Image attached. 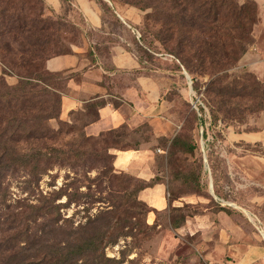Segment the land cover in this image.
<instances>
[{
	"label": "rangeland",
	"instance_id": "rangeland-1",
	"mask_svg": "<svg viewBox=\"0 0 264 264\" xmlns=\"http://www.w3.org/2000/svg\"><path fill=\"white\" fill-rule=\"evenodd\" d=\"M22 1V6L30 10L32 16L56 21L52 14L46 11L40 0ZM114 1L126 5L121 1ZM129 1L138 6L132 8L136 9L141 16V22L136 26L137 36L141 37L142 41L140 57L147 62L145 64L147 69L156 72V76L165 79L166 82V89L157 110L162 109L165 119L173 122L174 131L169 138L158 139L153 138L150 127L142 128L138 134H133L129 130H124L119 134H125L124 142L128 144L142 139L148 140L149 143L154 142L151 149L155 154L158 167L156 177L167 185V199L171 194L172 199L176 200L174 202L184 199L182 200L183 205L189 207V209L172 213V217L178 219L181 215L187 214L192 217L193 214L202 213L204 209H209L213 213L223 212L229 216L235 214L234 221L237 226H244L245 232L254 237L252 238L254 241V235H256L264 244V239L261 236V233H264V182L262 181L261 186L257 184L255 176L257 174L253 171H257L258 167L250 158L253 156L264 158V145L232 142L228 136L231 132H252L263 128L264 111L258 113L250 111L254 107L252 97L233 100L226 108V112L223 108L221 112L217 113V120L213 122L210 108L215 109V105L208 103L212 96L204 93L210 85L209 77L194 75L195 84L192 85L191 74H185L184 71L181 73L172 71L174 64L168 51L178 48V39L175 36L176 39L169 40L171 32H165L167 27L161 12L163 0ZM235 1L239 3L237 0ZM139 7L146 8L140 10ZM65 9L67 13L70 10L67 6ZM45 36L42 33L37 38L44 40ZM251 37L254 43L252 33ZM78 38V29L68 22L67 27L62 29L57 37L59 42H53L48 48H45L49 52L44 54V60L40 63V73L44 72L45 58L54 55L51 52L67 51L69 44H79ZM4 41L6 42V40L0 39V89L2 84L6 87L16 86L17 74H24L22 69L9 66L3 60L6 55L3 53ZM251 46L247 47V51ZM239 62L226 72L222 78V84L231 86L240 80V83L247 85V91H251L255 84L243 77L245 73L249 72L239 68ZM255 78L264 88V84L256 76ZM35 85L38 86L37 90L44 88L41 83ZM60 86L64 87L59 80H54L50 84L51 88ZM245 107H247L246 110ZM35 114L28 113L25 117L31 118V115ZM79 119L80 116L72 117V127L70 125L69 127L59 126L57 120L46 121L45 125L55 132L59 128L62 129V133H65L67 128L78 131L80 127L75 123ZM64 123L66 124V122ZM76 135L77 133H75ZM176 135L194 143L196 150L193 155L183 153L180 148L169 150L170 141ZM74 141V137L62 134L55 139L44 140L39 145L26 141L18 144L10 143L8 146L19 154H30L34 147L66 151L65 146ZM71 160L76 162L74 159ZM110 165L111 162L106 164L109 168ZM103 169V162L88 160L84 164L79 162L73 168L51 164L45 173L29 175L17 164L13 166L10 161L6 164L1 162L0 261L13 254L23 253L24 251L21 249L27 248L25 246L27 239L34 244L36 249L48 246L64 241L62 236L54 234V229L57 227H63V230H75L95 217H104L105 222H109V225L104 229L107 232L106 244H109L103 249V252L106 257L119 261V264H208L201 257L195 260L191 259L192 257L188 256L187 251L182 252V255H186V257L177 258L178 246L175 245L167 250L162 249L165 251V255H163L160 250L163 242L166 241V238L170 241L174 238L169 211L168 215L161 217L160 229L155 226L151 231L148 230L145 204L138 196L131 199L121 198L123 189L130 193L134 183L125 182L124 177L127 175H99ZM183 175L198 179L202 188V196L195 194L197 186L193 182L186 183L181 179ZM60 189H63L66 195L72 198L65 208L60 209L61 218H69V221L60 220L57 225H54L51 216L47 215L46 211L50 208L52 193ZM188 198L199 199L203 204H187L188 200L185 199ZM208 198H211L212 202ZM66 201L67 198L62 197L56 201V204H64ZM219 208L225 210L220 211ZM196 238L185 237L183 241L185 245L186 242L191 245L194 244L193 241ZM32 253H35L34 250ZM223 262L234 261L230 256H225Z\"/></svg>",
	"mask_w": 264,
	"mask_h": 264
},
{
	"label": "trees",
	"instance_id": "trees-1",
	"mask_svg": "<svg viewBox=\"0 0 264 264\" xmlns=\"http://www.w3.org/2000/svg\"><path fill=\"white\" fill-rule=\"evenodd\" d=\"M118 1L131 7H138L129 0ZM40 2L43 3V0ZM22 3V0H0V39L6 40L3 50L6 55L3 60L9 66L22 69L24 73L17 74L16 86L6 87L2 84L0 89V163L6 164L10 161L13 166L17 164L29 175H41L48 170L51 164L73 168L79 162L84 164L88 160H94L103 162L104 169L99 175H125L116 173L113 167L115 156L109 151L137 150L142 143H147L148 140L142 139L133 144L124 142L125 134L119 133L129 130L125 126L102 133L97 137H87L83 132V127L97 119V110L105 105L104 102L92 103L87 106L85 115H76L80 116L75 123L80 127L78 131L67 128L66 132L62 133V129L59 128L55 132L45 125L46 121L57 120L59 126L69 127L70 125L72 127V124H65L59 120L61 99L67 93V78L61 74L47 72L45 67L44 72L40 73V63L44 60V54L49 52L45 48L53 42H59L57 37L62 29L67 27L68 22L61 17H58L56 21L34 17L30 14V10L22 6ZM145 8L139 7L140 10ZM161 12L167 27L165 32H171L169 40L178 39V48L168 51L174 64L172 71L180 73L184 71L185 74H191L192 85L195 84L194 75H207L211 80L204 93L212 96L208 103L215 105V109L210 108L213 122L217 120V113L223 108L226 112V108L233 100L252 97L254 107L250 111L253 113L264 111V88L252 73L243 75L254 82L255 87L251 91H247V85L240 83V80L231 86L222 84V78L226 72L235 67L246 53L247 47L253 43L251 33L257 21V8L254 2L247 1L240 4L235 0H163ZM42 33L46 35L44 40L37 38ZM140 42L142 44L141 37ZM140 47L139 52H141ZM68 52V50H59L51 53L57 56ZM7 56L10 57L7 58ZM53 56L46 57L45 61ZM54 80L61 81L64 87L51 88L50 84ZM37 83L43 84L44 88L37 90L38 86L35 85ZM113 106L117 108L119 103H113ZM244 109L246 110L247 107ZM28 113L36 114L31 115V118H26L25 115ZM142 128H149V126L144 125L129 131L138 134ZM75 133H77L76 136ZM62 134L75 138L74 142L65 146L66 151L34 147L30 154H19L8 146L10 143L18 144L26 141L39 145L44 140H52ZM179 148L183 153L192 155L196 150L194 143L176 135L170 141L169 150ZM53 160H55L54 163H51ZM108 162H111L110 168L106 166ZM181 179L186 183L193 182L197 186L195 194L201 195L202 188L198 179L185 175ZM124 180L129 184L133 182L134 186L130 193L123 189L122 199L137 197L141 191L161 182L157 177L145 182L129 175L124 177ZM62 197L67 198L66 203L56 204V201ZM208 199L212 202L211 198ZM69 200L72 198L68 197L63 189L52 193L50 208L46 214L51 216L54 225H57L60 220L69 221V218H61L60 213V209L65 208ZM174 201L176 200L172 199L169 194L167 203L171 227L177 229L191 215H181L178 219L172 217L174 212L189 209L188 205L173 207ZM219 210L224 211L225 209L219 208ZM146 212L149 213L151 210L147 208ZM108 225L109 222H105L104 217H95L75 230H63V227H57L54 229V234L62 236L64 241L36 249L34 244L27 239L25 242L27 248L21 249L23 253L3 258L0 264H119V261L106 257L103 252L109 244H106L107 232L104 230ZM146 227L151 231L155 225ZM32 250L35 253H32Z\"/></svg>",
	"mask_w": 264,
	"mask_h": 264
},
{
	"label": "crops",
	"instance_id": "crops-1",
	"mask_svg": "<svg viewBox=\"0 0 264 264\" xmlns=\"http://www.w3.org/2000/svg\"><path fill=\"white\" fill-rule=\"evenodd\" d=\"M237 1L240 4L252 1L257 8V23L252 32L254 43L241 58L239 68L254 74L264 84V0ZM43 4L55 20L64 16L79 32V44H69L68 53L50 57L44 64L47 72L67 78L59 120L73 124L72 117L85 115L88 105L104 102L97 110V119L83 127L87 137H97L122 126L135 130L148 125L153 138H169L174 131L173 122L165 119L162 109L157 110L166 82L156 72L148 71L141 60L142 44L136 31L141 22L138 11L114 0H43ZM66 6L70 9L68 13ZM116 102L117 108L113 106ZM228 136L232 142L264 145V126L252 132H231ZM152 146L154 142L142 143L137 150H110L115 156L116 173L145 182L156 178L158 167ZM250 158L258 167L253 173L257 174V184L261 186L264 158ZM138 197L151 210L146 215V224L160 229L161 217L168 215L167 185L158 182L141 191ZM180 200L173 207H181L184 199ZM185 200L187 204H203L199 199ZM234 216L204 209L187 217L179 228L171 229L174 238L172 241L166 238L160 247L161 253L165 255L162 249L175 245L177 258L186 257L182 252L187 251L191 259L201 257L208 264H264V244L256 235L254 241L244 226H237ZM185 237L197 238L192 240L194 244L186 242V246ZM225 256L234 262L224 263Z\"/></svg>",
	"mask_w": 264,
	"mask_h": 264
},
{
	"label": "bare ground",
	"instance_id": "bare-ground-1",
	"mask_svg": "<svg viewBox=\"0 0 264 264\" xmlns=\"http://www.w3.org/2000/svg\"><path fill=\"white\" fill-rule=\"evenodd\" d=\"M262 235H263V237H264V233H263Z\"/></svg>",
	"mask_w": 264,
	"mask_h": 264
}]
</instances>
